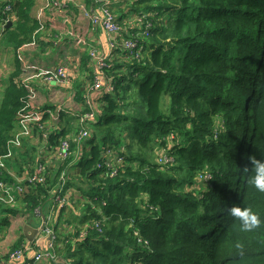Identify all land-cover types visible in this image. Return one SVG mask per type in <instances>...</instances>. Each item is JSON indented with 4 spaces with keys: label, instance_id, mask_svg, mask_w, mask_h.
<instances>
[{
    "label": "trees",
    "instance_id": "trees-1",
    "mask_svg": "<svg viewBox=\"0 0 264 264\" xmlns=\"http://www.w3.org/2000/svg\"><path fill=\"white\" fill-rule=\"evenodd\" d=\"M104 2L120 31L103 54L101 88H91L99 71L88 66L90 49H99L92 45L76 66L80 77L72 70L78 108L43 113L18 145L10 143L16 125L34 108L14 54L0 98V183L23 190L0 205L3 224L36 209L46 217L51 204L63 264H264V223L242 231L228 213L250 205L264 221V193L243 171L249 157L264 155V0H85L81 14L95 15ZM34 4H0V18L11 21L0 39L14 51L42 27ZM65 139L69 154L61 159ZM152 145L160 149L156 162L147 155ZM39 165L44 181L24 180Z\"/></svg>",
    "mask_w": 264,
    "mask_h": 264
},
{
    "label": "crops",
    "instance_id": "crops-1",
    "mask_svg": "<svg viewBox=\"0 0 264 264\" xmlns=\"http://www.w3.org/2000/svg\"><path fill=\"white\" fill-rule=\"evenodd\" d=\"M2 1L3 0H0V4ZM48 1L49 0H35L34 7L31 11L32 15L35 16L42 25L37 32L35 41L24 44L14 51L11 46L2 42L0 39V86L3 80L5 83L7 82L9 72L13 69L14 54H17L20 58L23 71L20 80L29 88L31 103L34 108L33 114L37 116H42V114L48 110L54 112L51 109H59L61 107L63 110L64 108L68 109L65 103L58 101L60 98L53 95V92H58L59 90L63 91L65 94L69 93L67 89L68 87L72 88V70L75 69L76 75V69L78 68L76 66L78 63L80 64L81 56L84 53H88L90 45H97L99 48L98 51L101 54L105 55L110 53L108 51L106 33L102 29L93 31L88 22L87 15L81 14L79 5L80 3L85 4V0H74L76 5L74 3L71 4L67 10L53 9L47 6ZM114 3L115 1H112V5ZM1 11L2 9L0 6V15ZM1 21L0 18V30ZM78 24H81V26H78ZM59 62L62 64L64 63L67 68L70 82L68 87L61 83L54 84L53 81H42V79L37 76L26 78L32 72L52 68ZM88 65L94 67L92 61L89 62V59ZM26 66H28L29 69L24 70ZM102 85L105 88V83H102ZM91 88L92 91L95 89L93 87ZM57 94L59 95V93ZM88 94L90 97L95 95L93 92L92 94L88 92ZM52 96H55V99H51L50 97ZM71 97L72 94L70 93V98ZM53 106H55V108H53ZM70 106H72V104H70ZM26 120L27 118L21 119L16 125V130H23L24 135L30 137L33 128ZM51 206L50 204V208ZM7 221L9 224L5 226L6 224H3L2 215L0 213V264H26L31 258L33 262L34 254L37 251L45 250L50 244V239H47V236L42 232L29 243L22 231V227L26 223L32 227H39L42 222L41 214L17 213L16 215H8ZM22 235L24 240L21 246H16L12 250L11 247L17 244L15 242ZM59 248V251L56 247L55 250H53L55 255L54 259L51 260L44 257L37 264H63L64 260L62 255H60V252L63 251V244L60 242ZM19 249L24 250V255L20 259H13L11 253Z\"/></svg>",
    "mask_w": 264,
    "mask_h": 264
},
{
    "label": "built area",
    "instance_id": "built-area-1",
    "mask_svg": "<svg viewBox=\"0 0 264 264\" xmlns=\"http://www.w3.org/2000/svg\"><path fill=\"white\" fill-rule=\"evenodd\" d=\"M69 1H72V0H49L47 3V6L51 5L53 7V9H56V7H57L59 10H61L59 8V6H61L63 8L62 10H64L65 3L69 2ZM106 5H107V2H104V6H100L98 12L95 15H93V16L87 15V17L93 26L99 25L102 28V30L106 33L108 50L111 51V49L115 46V36L120 31V26H119V23L116 22L114 15L107 9ZM9 8H10V5H6L4 10H9ZM1 20L3 21V23L1 21V26L3 27L4 24L7 22V19H1ZM126 46L132 47V46H134V43L129 41L126 43ZM97 54H101V53H99V51H97V52L91 51L90 52V55L92 56V58L98 60L97 61V63H98L97 68L99 69L98 74H96V76L94 78V82L92 83V87L95 89H100L101 88V81L103 78V72L101 70V67L103 66L104 62L102 63V58L96 57ZM103 57H104V55H103ZM26 69H29V67L26 66L24 68V70H26ZM32 76L40 77L43 81H57L60 83L69 84L67 68L61 62H59L58 64H56L52 68L44 69L42 71L32 72L26 78L28 79ZM105 89L107 91H111L112 87L107 85ZM87 97H88V95H87ZM45 112L50 117L56 118V116L54 115L55 114L54 112H51L49 110L45 111ZM93 115H94L93 111L86 114V116H88L89 118H92ZM40 117L41 116H37L36 114H34L31 117L27 116V117L22 118V119L27 118L26 121H28L29 125L31 127H33L34 123H38ZM81 121H82V118H81ZM23 134H24V131L19 130L16 133V135L14 136V138L12 140H10V143L11 144L14 143V144L18 145L20 143V140H21L20 137ZM86 134H87L86 131L82 130V131H80L78 138H80L81 136L86 135ZM43 136H45V134ZM57 154L61 159H64L67 157V155L69 154V142L67 139L61 141L60 146L57 150ZM37 172H38V174L34 173V174L26 177L24 180H27L28 183L43 182L44 181L43 169L40 165L37 168ZM64 174H65V172H62V174H60V177H59L60 185L58 186V192L62 189V185L64 182ZM208 177H209V175H208ZM0 187H1L0 205L1 204H6V205L12 204L13 198H15L17 195L15 193H20L23 190V186L20 185V182H17L16 185H12V186L7 185L5 183H0ZM54 197H55V201L57 203H59L60 205H62L65 202V198L60 197L58 194H56V192H54L53 198ZM34 213L39 214V210L36 209L34 211ZM51 219H52V210L50 208L48 210L47 216L45 217V226H44V227H47L46 232L51 237V239L49 240L50 244L45 248V250L37 251L34 254L33 262H32V258H31L30 261L26 262V264H37L44 257L51 259V260L54 259L55 255H54L53 250H52V248H53L52 239L54 238V235H53L51 228L48 227V226H50L49 223L51 222ZM23 255H24V250H22V249L16 250V251L11 253V257L13 259H20V258H22Z\"/></svg>",
    "mask_w": 264,
    "mask_h": 264
},
{
    "label": "clouds",
    "instance_id": "clouds-1",
    "mask_svg": "<svg viewBox=\"0 0 264 264\" xmlns=\"http://www.w3.org/2000/svg\"><path fill=\"white\" fill-rule=\"evenodd\" d=\"M249 160L251 164L250 170L247 166L243 170L248 174L247 183L255 191L264 193V155L260 159L254 156L249 157ZM228 213L238 222L242 231H252L261 225V223H264L250 205H233L228 208Z\"/></svg>",
    "mask_w": 264,
    "mask_h": 264
},
{
    "label": "rangeland",
    "instance_id": "rangeland-1",
    "mask_svg": "<svg viewBox=\"0 0 264 264\" xmlns=\"http://www.w3.org/2000/svg\"><path fill=\"white\" fill-rule=\"evenodd\" d=\"M78 26H81V24H78ZM77 32H79V31H77ZM90 47H92L91 45L89 46V48ZM91 51H95V52H97L98 50L97 49H93V48H91L90 49V52ZM109 51V50H108ZM110 52V51H109ZM96 57H99V58H102V63H103V55L102 54H97V56ZM65 60V59H64ZM66 61V60H65ZM90 61H92V65H97L98 66V63H97V59H93L92 58V56H90V58H89V62ZM67 62V61H66ZM104 65V64H103ZM80 66V65H79ZM89 66V68H90V71L92 72H95V66L93 67V66H91V65H88ZM68 72V71H67ZM105 74H103V76H104ZM83 76H86V74H84ZM76 78H79L80 77V67H78V70H77V72H76V76H75ZM71 81H72V79H71ZM5 81L3 80L2 81V85L0 86V98H1V94H2V89H3V87L5 86ZM68 92L69 93H67V94H65V93H63V91H59L58 90V92L56 91V92H53V95H55V96H57V97H59L60 99L58 100V101H62V103H65L67 106H66V108H68V109H72V110H75L76 108H78V105H77V101L75 100V97H74V89L73 88H71V87H68ZM50 91V90H49ZM57 93H59V95L57 94ZM70 93L72 94V97L70 98ZM135 95V94H134ZM55 96H52V97H50L51 99H55ZM163 100H162V102H161V104H160V107H161V110H163V107H165L166 105H167V103H168V97H167V95H164L163 97ZM163 101H164V106H163ZM70 104H72V106H70ZM96 104V103H95ZM152 147H154L153 148V150H152V152L151 153H149V151L147 152V155H148V158H149V160L150 161H152V162H156L157 161V155L158 154H160L159 153V151H160V149H159V147H155V146H153L152 145ZM144 154L146 153V151H142ZM167 158V160H173V158H172V156L170 157H166ZM207 174V173H206ZM205 175V174H204ZM204 175H203V178H202V180H206V179H208L209 177H208V174L204 177ZM199 177V176H198ZM204 180V181H205ZM202 182H199L198 183V188H200V190L201 189H203V184H201ZM187 190V189H186ZM80 192L81 191H79V190H76V195H78V196H80ZM18 214H21V213H19L18 212ZM27 224V223H26ZM50 224V226H48L49 228H51V222L49 223ZM44 226H45V219H44ZM45 229H44V231H42V233H45V235L47 236V239L49 238V239H51V237H50V235L46 232V228L47 227H44ZM133 234L134 235H136L137 234V231H133ZM61 237V236H60ZM59 242H60V238H57V237H55L54 236V238L52 239V243H53V245L58 249V251L60 250L59 249ZM53 246V248H52V250H55V247ZM58 246V247H57ZM64 249V248H63ZM71 264V263H70Z\"/></svg>",
    "mask_w": 264,
    "mask_h": 264
},
{
    "label": "water",
    "instance_id": "water-1",
    "mask_svg": "<svg viewBox=\"0 0 264 264\" xmlns=\"http://www.w3.org/2000/svg\"><path fill=\"white\" fill-rule=\"evenodd\" d=\"M11 24V21H8L6 23V26L10 25ZM41 219H42V222L41 224L39 225V227H32L31 225L29 224H24L23 227H22V231H23V234L25 235L27 241L30 243L34 240V238L39 234L41 233L42 231H44V215L42 214L41 215Z\"/></svg>",
    "mask_w": 264,
    "mask_h": 264
},
{
    "label": "flooded vegetation",
    "instance_id": "flooded-vegetation-1",
    "mask_svg": "<svg viewBox=\"0 0 264 264\" xmlns=\"http://www.w3.org/2000/svg\"><path fill=\"white\" fill-rule=\"evenodd\" d=\"M7 22H8V20H7ZM7 22H6V23H7Z\"/></svg>",
    "mask_w": 264,
    "mask_h": 264
}]
</instances>
